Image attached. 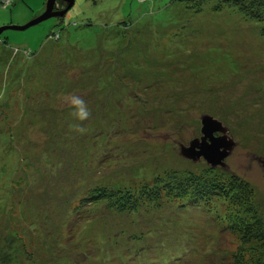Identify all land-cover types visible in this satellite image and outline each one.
<instances>
[{"label": "rangeland", "instance_id": "1", "mask_svg": "<svg viewBox=\"0 0 264 264\" xmlns=\"http://www.w3.org/2000/svg\"><path fill=\"white\" fill-rule=\"evenodd\" d=\"M203 115L223 166L179 153ZM262 161L264 0H73L0 33V264H264Z\"/></svg>", "mask_w": 264, "mask_h": 264}, {"label": "water", "instance_id": "2", "mask_svg": "<svg viewBox=\"0 0 264 264\" xmlns=\"http://www.w3.org/2000/svg\"><path fill=\"white\" fill-rule=\"evenodd\" d=\"M61 1L65 2V6L60 10L52 11L56 0H46L44 4L45 9L41 14L22 25H2L0 26V33L6 29L23 30L50 17L63 16L73 4V0ZM200 126V139H193L187 145L180 144V155L193 161L201 157L210 166H223V159L228 154V148H230L233 144L232 141L226 139L224 135H214L213 132L216 131L223 133L224 128L221 126L220 122L207 115L200 117ZM262 165L264 167V161H262Z\"/></svg>", "mask_w": 264, "mask_h": 264}, {"label": "clouds", "instance_id": "3", "mask_svg": "<svg viewBox=\"0 0 264 264\" xmlns=\"http://www.w3.org/2000/svg\"><path fill=\"white\" fill-rule=\"evenodd\" d=\"M63 101L65 104H67L68 107L72 109L71 111V116L76 120L81 123L78 124H73L70 127L80 133L84 134L86 133L87 129L82 127L81 124L84 121H87L91 117V111L88 108L87 103L81 99L79 96L73 95V94H68L63 96Z\"/></svg>", "mask_w": 264, "mask_h": 264}, {"label": "trees", "instance_id": "4", "mask_svg": "<svg viewBox=\"0 0 264 264\" xmlns=\"http://www.w3.org/2000/svg\"><path fill=\"white\" fill-rule=\"evenodd\" d=\"M72 6V5H71ZM51 18V17H50ZM54 18V17H52ZM159 184H156L154 187H153V190L150 191V194L154 197V198H157L158 195H159V192H158V186ZM217 188V187H216ZM215 186H212L211 189H214L216 190ZM218 189V188H217ZM224 189V188H223ZM111 191L105 189V188H95L91 191V193H89V196L87 198L84 199V201H87V199L89 200H95V199H102V198H105L106 197H109L110 199H112L113 201H117V203H119V205H124V202L123 201H119L118 197H115L113 196L111 193ZM94 193V194H93ZM224 195H227V191L224 192ZM130 196V195H129ZM128 197V196H127Z\"/></svg>", "mask_w": 264, "mask_h": 264}, {"label": "bare ground", "instance_id": "5", "mask_svg": "<svg viewBox=\"0 0 264 264\" xmlns=\"http://www.w3.org/2000/svg\"><path fill=\"white\" fill-rule=\"evenodd\" d=\"M217 135V134H216Z\"/></svg>", "mask_w": 264, "mask_h": 264}]
</instances>
